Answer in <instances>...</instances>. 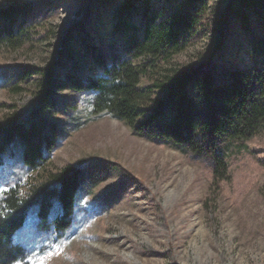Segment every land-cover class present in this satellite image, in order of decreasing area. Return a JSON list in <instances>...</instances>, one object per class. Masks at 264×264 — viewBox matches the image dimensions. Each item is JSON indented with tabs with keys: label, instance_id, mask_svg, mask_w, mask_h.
Masks as SVG:
<instances>
[{
	"label": "rangeland",
	"instance_id": "374dc122",
	"mask_svg": "<svg viewBox=\"0 0 264 264\" xmlns=\"http://www.w3.org/2000/svg\"><path fill=\"white\" fill-rule=\"evenodd\" d=\"M21 2L27 7L19 18L29 29L25 43L0 45V122L27 120L47 76L64 84L71 64L78 73H91L82 61L63 58L73 38L102 48L109 61L110 37L120 40L125 33L117 37L107 18L119 4L122 18L136 19L127 0ZM229 2L209 0V10L224 12ZM6 5L0 0V9ZM206 33L173 62L206 60L214 46ZM55 95L60 104L52 116L62 126L56 130L51 167L107 169L87 188L76 221L62 236L52 230L37 240L33 230L19 235L28 243L24 264H264V132L245 146L233 143L227 151L228 178L215 181L212 160L149 141L119 119L94 114L86 92Z\"/></svg>",
	"mask_w": 264,
	"mask_h": 264
},
{
	"label": "trees",
	"instance_id": "16d2710c",
	"mask_svg": "<svg viewBox=\"0 0 264 264\" xmlns=\"http://www.w3.org/2000/svg\"><path fill=\"white\" fill-rule=\"evenodd\" d=\"M161 1L127 0L135 20L122 18L123 6L115 7L107 18L111 32L125 35L121 41L110 37V62L102 48L71 38L63 58L82 61L91 73L69 64L64 84L43 79L27 120L0 122V182L12 189L0 196V264H16L27 254L28 243L19 236L24 230H33L36 240L50 230L62 236L76 221L87 188L107 169L51 167L62 126L52 116L60 104L57 91L86 92L94 114L119 119L149 141L212 160L215 181L228 178L229 147L245 146L264 132V0H230L226 11L214 13L209 0ZM26 10L21 0H7L0 9L1 46L25 43L29 29L19 18ZM206 32L214 44L206 60L173 62Z\"/></svg>",
	"mask_w": 264,
	"mask_h": 264
},
{
	"label": "snow or ice",
	"instance_id": "6c2138e0",
	"mask_svg": "<svg viewBox=\"0 0 264 264\" xmlns=\"http://www.w3.org/2000/svg\"><path fill=\"white\" fill-rule=\"evenodd\" d=\"M11 190H12L11 188L5 189L3 187V184H0V195H3L4 193L11 191ZM20 203H23V200H20ZM3 215H4L3 210H2V208H0V217H3ZM17 264H24L23 259L17 261Z\"/></svg>",
	"mask_w": 264,
	"mask_h": 264
},
{
	"label": "bare ground",
	"instance_id": "6f19581e",
	"mask_svg": "<svg viewBox=\"0 0 264 264\" xmlns=\"http://www.w3.org/2000/svg\"><path fill=\"white\" fill-rule=\"evenodd\" d=\"M228 262V261H227ZM263 262H264V259H263ZM233 264H237V262L236 261H234V263Z\"/></svg>",
	"mask_w": 264,
	"mask_h": 264
}]
</instances>
